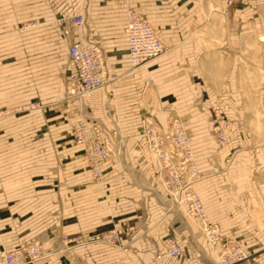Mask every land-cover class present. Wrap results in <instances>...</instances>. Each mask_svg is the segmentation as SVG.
<instances>
[{
	"label": "crops",
	"instance_id": "1",
	"mask_svg": "<svg viewBox=\"0 0 264 264\" xmlns=\"http://www.w3.org/2000/svg\"><path fill=\"white\" fill-rule=\"evenodd\" d=\"M127 6L165 47L134 69ZM77 40L101 51L111 80L66 102L67 50ZM259 75L260 87L239 86ZM215 103L228 120L224 146L209 121ZM175 115L190 137L199 171L191 187L208 220L247 252L235 264H264V0H0V262L34 238L60 249L62 236L115 228L121 246L82 243L33 264H156L169 234L182 255L161 264H216L220 246L210 248L184 203H173L145 147L144 120L167 131ZM80 118L121 146L99 182L74 141Z\"/></svg>",
	"mask_w": 264,
	"mask_h": 264
},
{
	"label": "built area",
	"instance_id": "2",
	"mask_svg": "<svg viewBox=\"0 0 264 264\" xmlns=\"http://www.w3.org/2000/svg\"><path fill=\"white\" fill-rule=\"evenodd\" d=\"M230 4L235 0H224ZM72 21L77 26L84 23L82 15H75ZM126 54L131 69L145 64L156 58L163 51V46L155 34L153 26L133 6L126 8L125 20ZM68 60L70 68L65 78L66 102L80 99L87 92L99 88L109 82V76L101 51L84 41H73L69 44ZM30 104L28 107H35ZM146 149L151 152L156 160L158 175L161 176L164 186L170 192L172 200L180 204L185 202L186 214L197 226L210 248L216 244L222 249L217 259L219 264L245 259L246 252L239 244L231 239H222L220 226L216 222H210L204 211L199 195L191 188L199 179V171L195 162L193 150L189 138L185 132L180 118L174 117L170 123L168 132L162 133L158 125L151 119H145L143 123ZM226 122L222 121L218 110H214L212 128L219 144L226 142L224 132ZM90 133L83 121H79L75 128V140L84 147L83 154L87 160L91 172H97L100 166L108 160L112 152L107 139L100 137L97 128ZM62 247L53 252L50 245L45 242L31 241L25 245L3 253L0 264H32L38 260L47 258L62 252L70 247L88 242H102L111 246H121L120 236L115 228L104 232H93L85 236L73 235L60 238ZM123 247V246H122ZM182 248L174 235H167L163 240V248L154 254L156 264H161L164 257H180Z\"/></svg>",
	"mask_w": 264,
	"mask_h": 264
},
{
	"label": "rangeland",
	"instance_id": "3",
	"mask_svg": "<svg viewBox=\"0 0 264 264\" xmlns=\"http://www.w3.org/2000/svg\"><path fill=\"white\" fill-rule=\"evenodd\" d=\"M234 2V1H233ZM232 2V3H233ZM224 3H225V1H224ZM226 4V3H225ZM231 4V3H230ZM226 5H228V4H226ZM144 15V14H143ZM145 16V15H144ZM148 20V19H147ZM154 28V27H153ZM154 31H155V29H154ZM159 39V38H158ZM160 40V39H159ZM161 42V41H160ZM161 44H162V42H161ZM162 46H163V51H162V53L164 52V50H165V47H164V45L162 44ZM68 59V58H67ZM241 80H242V83L241 84H239V86L241 87V89L243 90V91H245V88H247V87H249V86H246L247 85V82H250L251 80L253 81V88H255V87H260V85H261V83H262V77L259 75V76H257V77H242V78H240ZM64 95H65V80H64V90H63V93H62V98H64ZM30 104H36L35 102H31V103H28L27 105H26V108L27 109H32V108H36V106L35 107H28ZM37 105V104H36ZM218 110V112H219V115H220V118H221V120L222 121H225L226 122V125H225V128H224V132H225V130H226V128H227V126H228V120H227V118L226 117H224V115H223V112L221 111V109H220V106L218 105V103H215V104H213V105H211L210 106V115H209V121H210V124H211V130H212V132L214 133V131H213V128H212V119H213V117H214V110ZM174 117H178V118H180L178 115H175ZM173 117V118H174ZM172 118V119H173ZM146 119H151L150 117L149 118H146ZM152 121H154L155 123H156V121L155 120H153V119H151ZM79 121H83L84 122V120L82 119V118H80L79 120H77L76 121V123L74 124V126L72 127V129H73V137H74V141H75V143H77V141L75 140V135H74V133H75V128H76V125H77V123L79 122ZM172 121V120H171ZM180 121L182 122V119L180 118ZM85 123V122H84ZM144 123V122H143ZM157 124V123H156ZM182 124H183V122H182ZM86 125V124H85ZM144 126V125H143ZM142 126V132H143V135H144V138H145V134H144V127ZM86 127H87V125H86ZM159 127V126H158ZM183 127H184V125H183ZM88 128V127H87ZM93 128H97V127H92V130L91 131H89L90 133H94L95 131H94V129ZM169 128H170V125H169ZM169 128H168V130H169ZM98 129V131L100 132V137L101 138H106L107 139V141L109 142V144H110V146H111V150H112V152H111V154L114 152L115 154H117V159L119 160L120 158L118 157V155L120 154V152H121V146H120V144H119V141H117V140H113V141H110L109 139H108V134L107 133H105V132H101V129H99V128H97ZM160 129V128H159ZM184 129H185V127H184ZM89 130V129H88ZM161 130V129H160ZM168 130L167 131H162L161 130V132L162 133H166V132H168ZM185 132H186V134H187V131H186V129H185ZM215 134V133H214ZM187 136H188V138H189V141H190V137H189V135L187 134ZM215 136V135H214ZM225 136H226V134H225ZM105 139V140H106ZM215 140H216V138H215ZM216 142H217V144L219 145V146H224V145H226L227 144V138H226V142L224 143V144H219L218 143V141L216 140ZM145 143V142H144ZM77 144H79V143H77ZM191 144V143H190ZM82 145V144H81ZM146 147V146H145ZM83 150H84V147H83ZM151 153V152H150ZM111 154H110V156H111ZM152 154V153H151ZM154 156V155H153ZM155 158V157H154ZM84 159H85V161H86V163H87V160H86V158H85V156H84ZM108 160H110V157L108 158ZM155 162H156V160H155ZM156 165H157V163H156ZM87 167H88V164H87ZM101 167V166H100ZM88 169H89V167H88ZM157 170H158V166H157ZM89 172H90V175L92 176V178H93V180L94 181H97V182H99V181H102V178H101V168H99V170L97 171V172H91L90 171V169H89ZM157 175V178H158V181H159V183L165 188V190L168 192V194L170 195V192L167 190V188L164 186V183H163V180H162V178H161V176L160 175H158V173L156 174ZM192 188V187H191ZM192 190L194 191V189L192 188ZM195 192V191H194ZM171 196V195H170ZM173 201V200H172ZM173 203H175L174 201H173ZM184 203V211H185V213H186V204H185V202H183ZM175 204H177V203H175ZM187 215V214H186ZM187 217H188V215H187ZM189 218V217H188ZM189 220L190 221H192L190 218H189ZM193 222V221H192ZM193 224H194V222H193ZM195 225V224H194ZM196 226V225H195ZM196 229L198 230V228H197V226H196ZM199 232V231H198ZM200 234V233H199ZM201 236H202V234H200ZM203 237V236H202ZM31 241H40V239L39 238H34V239H32V240H30L29 242H31ZM42 242H45V244H49L50 245V250L51 251H53V252H55V251H57L58 250V247H56V245H52L48 240H41ZM28 243V242H27ZM26 243H24V244H21V245H19V246H17V247H14L13 249H17V248H19V247H21V246H23V245H25ZM108 245V244H107ZM217 245V244H216ZM215 245V246H216ZM215 246H213V248L215 247ZM212 248V249H213ZM242 248V247H241ZM12 249V250H13ZM243 249V248H242ZM245 251V250H244ZM220 252H222V249H221V247H220ZM220 252H216V264H219L218 263V261H217V259L219 258V254H220ZM246 252V251H245ZM57 253H59V252H57ZM56 253V254H57ZM195 255L196 256H199V253H195ZM246 256H247V252H246ZM247 258V257H246ZM242 260H244V259H242ZM242 260H240V261H242ZM240 261H236V262H231L230 264H235V263H237V262H240ZM33 264V263H32Z\"/></svg>",
	"mask_w": 264,
	"mask_h": 264
}]
</instances>
